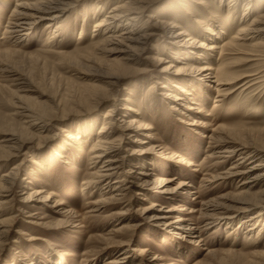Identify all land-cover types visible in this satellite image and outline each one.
I'll return each mask as SVG.
<instances>
[{"label":"bare ground","instance_id":"1","mask_svg":"<svg viewBox=\"0 0 264 264\" xmlns=\"http://www.w3.org/2000/svg\"><path fill=\"white\" fill-rule=\"evenodd\" d=\"M161 1L98 0L100 4H97V10L103 13V17L95 25L93 38L96 40L91 48L94 52L107 51L110 56H115L108 65L107 85L111 88H86L81 95V104L96 109L105 106L108 102L113 105L102 118L97 116L76 129L61 127L59 131L64 141L54 149L56 158L61 159V163L74 166L79 160V156L75 155L76 152L82 154L89 147L86 159L89 172L83 185L84 191H91L95 187L99 188L100 194L103 195L100 201L87 204L90 210L85 213L83 219L69 208L54 210L53 213L59 218L55 225H76L73 228H78L84 223L83 221L96 218V214H107L112 222L113 220L124 222L115 225L116 228L107 235L92 238L93 241L99 240L106 244L101 249L102 253L129 247L132 242L131 235L143 226L142 220H149L154 226L164 227V231L168 234L178 236L181 240H191L197 245L203 242V232L210 230L216 222L225 221L232 224L230 221L243 215L246 217L242 224H249L251 227L247 232L257 231L259 238L264 231V189L252 192L257 186L264 185V141H255L253 137L251 138L254 135H250L252 131H249L245 124L240 123L233 127L220 126L211 131V136H203L204 139L210 140L212 148L215 149L209 154L208 159L219 158L230 161L236 159V163L220 176H211L210 181L203 179V183L209 184L230 178L239 180L237 187L241 191L221 197V201L232 200V206L226 208L227 204L201 201L199 210L184 208L182 213L186 211L189 213L178 216L179 214L175 213L176 208L165 209L152 202L148 208L135 211L136 214L140 213L139 220L130 218L131 209L135 204L134 196L139 198L140 202H147L150 196L175 200L184 195L191 196L196 189L194 184L187 180H180L177 186L171 189L169 184L174 180L160 177L155 159L167 160L174 155H171L160 141L156 127L146 121L145 115L134 99L137 93L134 94L131 90L124 91V98L119 99L123 93L115 88L122 86L125 72L141 71V68L149 63L156 67L157 72L161 74L160 80L164 83L159 79L155 80L151 89L154 87L160 89L161 93H158V96L168 101L170 110L181 115L186 110H197L195 106H200L199 102L204 100V96H200L199 92L193 89L191 76L194 72L202 76L198 80L196 78L199 88L207 86V83L215 84L217 95L213 102V110L223 108L227 99L236 91H241L242 94L257 84L264 86V14L256 15L249 21V18L257 12L255 7L257 0H229L227 5H224L227 0H172L170 5L164 7L169 15L167 17L161 16V12L157 9ZM215 1L220 2L219 7L215 5ZM263 1L261 0L260 3ZM75 2V0H42L30 4L27 0H17L4 34L10 41H22L30 31L44 21H48L47 28H51L53 23H59ZM242 9L244 13L240 15ZM227 16L228 24H226ZM189 23L202 29L204 35L202 41H199L196 32H190L187 28ZM225 36H228V39L221 47L219 42ZM160 43H163L164 52L167 50L166 55L160 51L151 56L156 50V45ZM219 52L221 57L226 55V61L221 62L219 58V67L216 68L218 64L212 63V59ZM8 56L10 55L7 52H0L1 60H7ZM243 58L247 64L255 65L254 72L240 73L231 68L236 65L237 60ZM191 63L202 66L194 68ZM173 76H180L181 79ZM244 80L246 81L243 84L235 87ZM255 106L250 105L246 111L250 112ZM65 109L68 107L65 106L63 111ZM16 110L14 114L25 124V130L20 134L11 130L8 137L1 142L0 162L5 164L11 163L27 147L26 138H44L51 128L50 122L54 120L47 111H35L27 104H21ZM198 110V114L204 113L201 107ZM210 116L206 114V117ZM190 126L204 128L208 125L196 118ZM182 161L187 166L194 167L191 162L185 159ZM31 163L35 168L31 171L34 176H39L40 170L46 169L39 159H32ZM146 166L151 169H144ZM36 167L40 170L37 171ZM20 170L19 164L0 176V256L6 254L11 237L18 235L11 243L16 253L14 252L12 261L7 260L5 264H14L17 260L27 259H24L25 254L21 250V241L29 235L27 230L18 229L23 225V218L31 229L49 225L47 217L35 208L39 204L51 202L54 196L52 192L48 194L44 187H37L35 185L37 183L29 182V178L25 183L28 185L19 189L21 186L17 184V176ZM194 172L199 170L195 169ZM198 194L199 192L196 193ZM197 200L196 196L192 199L193 202ZM62 205L63 203L55 202L50 208L57 209ZM120 206H124L122 211L114 212ZM197 215L198 219L195 220ZM194 221L198 223L194 224ZM238 227L242 228V226ZM34 240L36 239L31 238L28 241ZM94 252L93 250L87 254L85 262L89 256L94 255ZM149 253V249L143 246L133 248L132 253L123 249L118 252V257L110 259L106 264H125L129 259L136 261L135 264H156L157 261L162 260L159 256L150 258ZM214 253L215 251L209 252V256ZM252 255L264 258V250H255ZM122 257L125 261L121 259ZM33 261L29 264H40ZM50 261L52 264L62 263L56 262L54 258Z\"/></svg>","mask_w":264,"mask_h":264},{"label":"rangeland","instance_id":"2","mask_svg":"<svg viewBox=\"0 0 264 264\" xmlns=\"http://www.w3.org/2000/svg\"><path fill=\"white\" fill-rule=\"evenodd\" d=\"M39 1L42 0H27L30 4ZM75 1L72 8L59 20L58 24L53 23L51 28H47L49 22L44 21L30 31L24 40L10 41L4 34V29L12 11L15 10L17 0H0V52H7L10 55L5 61L0 59V62L3 61L0 63V144L3 139L8 137L11 130H15V133L19 134L25 130V124L20 121L19 116L14 114L21 104H27L35 111H47V114L52 115L54 119L50 122L51 128L48 129L44 138L31 139L32 137H28L31 140L26 138L28 145L18 157L9 164L0 162V176L8 172L11 167L21 165L20 173L17 176V184L21 186L19 189L28 185L25 183L29 178V182L37 183L35 184L37 187H44L48 194L52 192L54 195L51 202L39 204L35 208L47 217L49 225L44 228L33 227L31 229L26 224V219L23 218V225L18 230H27L29 235L21 241V250L25 254L24 259H27L25 261L17 260L14 264H29L33 260L34 263L52 264L50 260L53 258L56 262H62L61 264H106L110 259L118 257L120 250L124 249L132 253L133 248L137 246L147 247L150 258L155 256L162 258L156 264H199L201 262H206V264H264L263 257L258 258L252 255L255 250H264V231L259 238L257 231L255 233L247 232L251 227L249 224H242L246 217L244 215L230 221L232 224L225 221L216 222L210 230L203 232V242L200 245L192 243L188 239L181 240L178 236L170 235L164 231V227L160 228L152 225L149 220H142L143 226L131 235L132 242L129 247L116 248V250L103 253L101 249L106 244L99 240L93 241L92 238L107 235L116 228L115 225H121L124 223L123 221L114 222L113 220L112 222L108 219L107 214H96L98 218L83 221L84 223L78 228H73L76 225H55L59 218L53 213L54 210L69 208L70 211L82 216L83 219L85 213L90 210L88 209L90 206L87 204L100 201L103 197L99 188L94 187L91 191H84L83 185L89 172L86 163L89 147L82 154L75 151L79 160L74 166H66L61 163V159L56 158L54 149L64 141L59 129L61 127L76 129L97 116L102 118L113 105L108 102L105 106L96 109L81 104V95L86 88H111L107 85V73H109V61L115 56H110L107 51L94 52L91 48L96 40L93 38L95 25L103 17V13L97 10V4H100L98 0ZM228 1L224 5H227ZM260 1L255 2L257 12L249 18V21L256 15L264 14V1L263 3ZM171 2L172 0H162L158 3L157 9L161 12V16H169L164 7L170 5ZM215 5L219 7L220 2L215 1ZM243 13L242 9L240 15ZM240 15L239 17H241ZM226 19V24H228V16ZM187 28L190 32H196L199 41H202L204 36L202 29L200 30L190 23ZM227 39L228 36H225L220 40L221 47ZM249 44L252 43L249 42ZM162 45L163 43L156 45V50L151 53V56L160 51L164 52ZM213 57L212 63L215 64H218L219 58H221V62L226 61V55L221 57V52ZM235 63L236 65L231 68L240 73H252L255 70V65L247 64L244 58ZM191 65L194 68L202 66L198 63H191ZM218 67L219 64L216 68ZM127 72L124 73L125 80L122 86L115 88V90L121 91V94L123 93L119 99L124 98V91L131 90L134 94L137 93L134 99L145 115L146 121L156 127L160 141L166 146L168 152L174 155L173 158L168 157L167 160L155 159L160 177L174 180L169 184L171 189L176 187L180 180L192 182L196 189L191 196L184 195L175 200L150 196L147 202H140L139 198L133 195L135 204L131 209L130 218L139 220L140 213L136 214L135 211L148 208L152 202L165 209L176 208L175 213L179 214L178 216L189 213L188 211L182 213L184 208L199 210L201 201L227 204L226 208L232 206V200L222 199L221 201V197L234 195L241 191L237 187L239 180L230 178L217 180L211 184L203 183V181L206 179L210 181L212 180L211 176H220L223 172L228 171L236 163V159L231 161L219 158L208 159L209 154L213 153L215 149L212 148L210 140L204 139L203 136H211V131L220 126L233 127L240 123L245 124L247 129L252 131L251 134L249 132L250 135H254L251 138L253 137L255 141H264V86L257 84L242 94H240L241 91H236L227 99L223 108L213 110V102L217 95L215 84L207 83V86L199 88L196 78L198 80L202 76L194 72L191 76L194 83L193 89H196L195 91L199 92L200 96L203 95L204 100L199 102L200 106H195L197 110H186L181 115L170 110L168 101L158 96V93H161L160 89L155 87L151 89L154 81L161 79V74L157 72L156 67L149 63L144 65L141 71ZM173 78L181 79L180 76H173ZM160 81L164 83L163 80ZM245 81L239 82L235 87ZM253 104L256 106L247 112L246 109ZM65 106L68 109L63 111ZM200 107L204 111L201 115L198 114ZM206 114L211 116L206 117ZM196 118L208 126L204 128L190 126ZM32 159H39L46 168L40 170L36 167V170L41 172L39 176H34L31 172L32 169L35 170L32 167ZM183 159L194 164V167L187 166L182 161ZM146 167L144 168L146 170L150 168ZM195 169L199 172H194ZM262 189H264V185L257 186L252 192L255 193ZM198 192L199 194L196 195ZM195 196L198 200L193 202L192 199ZM55 202L63 203V205L57 209H51V205ZM123 207L120 206L114 212L122 211ZM196 219H198V215L195 217ZM50 223L52 224L50 225ZM193 223L198 222L194 221ZM238 226H242V228ZM17 236H13L9 240L6 254L0 256V264H5L7 260L12 261L16 250L11 243ZM31 238L36 240L28 241ZM93 250L95 251L94 255L89 256L85 262L87 254ZM214 251V255L209 256V252ZM121 259L124 260V257ZM135 263L136 261H132V259L125 262V264Z\"/></svg>","mask_w":264,"mask_h":264}]
</instances>
